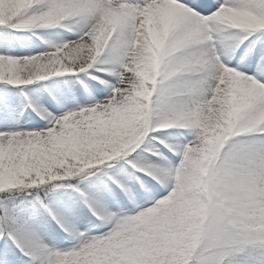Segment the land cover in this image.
Segmentation results:
<instances>
[{"label": "snow or ice", "instance_id": "obj_1", "mask_svg": "<svg viewBox=\"0 0 264 264\" xmlns=\"http://www.w3.org/2000/svg\"><path fill=\"white\" fill-rule=\"evenodd\" d=\"M0 264H264V0H0Z\"/></svg>", "mask_w": 264, "mask_h": 264}]
</instances>
